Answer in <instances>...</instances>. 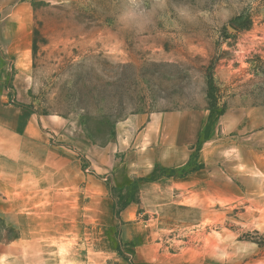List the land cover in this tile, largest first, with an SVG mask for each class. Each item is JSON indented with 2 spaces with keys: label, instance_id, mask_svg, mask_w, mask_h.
<instances>
[{
  "label": "rangeland",
  "instance_id": "obj_1",
  "mask_svg": "<svg viewBox=\"0 0 264 264\" xmlns=\"http://www.w3.org/2000/svg\"><path fill=\"white\" fill-rule=\"evenodd\" d=\"M30 2L31 48L20 65L28 109L79 125L88 113L99 145H113L119 122L139 113L264 107V0ZM129 9L140 27L119 21ZM34 167L54 188L30 174L18 193L2 190L0 264H264L262 190L252 204L248 194L217 205L208 197L201 212L195 196L166 183L144 185L140 197L132 183L109 192L114 216L134 204L121 228L103 199L57 190Z\"/></svg>",
  "mask_w": 264,
  "mask_h": 264
},
{
  "label": "crops",
  "instance_id": "obj_2",
  "mask_svg": "<svg viewBox=\"0 0 264 264\" xmlns=\"http://www.w3.org/2000/svg\"><path fill=\"white\" fill-rule=\"evenodd\" d=\"M30 11V0H0L2 195L8 187L9 192L23 190L36 165L51 174L57 190L72 194L81 190L103 199V214L109 215L110 225L119 223L121 228L130 224L124 213L130 215L134 204L114 216L109 192L122 193L131 183L137 184L139 197L144 185L166 183L176 196H195L201 212L208 197L214 198V205L223 203L224 197L234 202L249 195L251 204L261 198L264 107L225 109L215 117L208 107L135 114L119 122L113 145H99L83 125L30 111L26 71L20 67L26 66L31 48ZM39 177L35 174L34 179L40 184ZM38 187L54 188L49 183Z\"/></svg>",
  "mask_w": 264,
  "mask_h": 264
},
{
  "label": "clouds",
  "instance_id": "obj_3",
  "mask_svg": "<svg viewBox=\"0 0 264 264\" xmlns=\"http://www.w3.org/2000/svg\"><path fill=\"white\" fill-rule=\"evenodd\" d=\"M119 21L127 24L130 28L140 27V16L135 9H129L121 14Z\"/></svg>",
  "mask_w": 264,
  "mask_h": 264
},
{
  "label": "trees",
  "instance_id": "obj_4",
  "mask_svg": "<svg viewBox=\"0 0 264 264\" xmlns=\"http://www.w3.org/2000/svg\"><path fill=\"white\" fill-rule=\"evenodd\" d=\"M210 86L212 88H215L214 86H212L211 84H209V87ZM206 93H207V95H209V98L213 99V97L215 95V92L214 91L210 90V93L208 94V90H207ZM82 117L84 118L82 125L85 128V130L87 131L88 135L92 138V135L89 132V128H90L91 121H92V116H90L88 113H85L84 115H82ZM101 117L106 119V118H109L110 116L108 114H103ZM133 184H135V183H133Z\"/></svg>",
  "mask_w": 264,
  "mask_h": 264
}]
</instances>
